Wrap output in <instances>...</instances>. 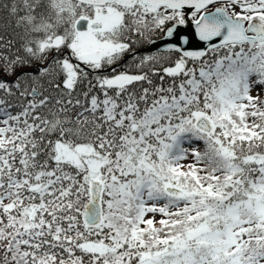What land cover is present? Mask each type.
I'll return each instance as SVG.
<instances>
[{
  "label": "snow or ice",
  "instance_id": "obj_1",
  "mask_svg": "<svg viewBox=\"0 0 264 264\" xmlns=\"http://www.w3.org/2000/svg\"><path fill=\"white\" fill-rule=\"evenodd\" d=\"M0 264H264V0H0Z\"/></svg>",
  "mask_w": 264,
  "mask_h": 264
}]
</instances>
